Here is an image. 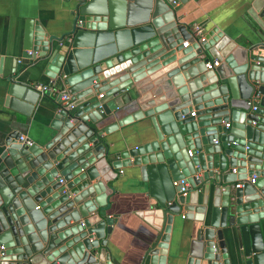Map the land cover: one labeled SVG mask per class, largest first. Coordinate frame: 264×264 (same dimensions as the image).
Instances as JSON below:
<instances>
[{
	"label": "water",
	"instance_id": "water-1",
	"mask_svg": "<svg viewBox=\"0 0 264 264\" xmlns=\"http://www.w3.org/2000/svg\"><path fill=\"white\" fill-rule=\"evenodd\" d=\"M72 1L71 29L55 38L27 22L16 59L14 73L43 65L44 74L67 87L68 98L58 93L47 106L50 132L41 144L27 145L18 131L5 139L0 264H116L106 248L115 218L102 208L108 182L126 167L150 181L154 200L138 212L158 231L140 264H231L228 245L237 264H258L264 35L226 48L219 65L207 69L205 56L216 41H198L178 13L190 0ZM252 7L264 23V0ZM8 81L6 100L23 105L25 115L48 96L16 77ZM109 118L114 122L101 127ZM145 119L150 126L137 143L126 139L113 151L103 138ZM237 179L240 187L233 185ZM181 213L193 221L191 238L186 255L170 263L161 250Z\"/></svg>",
	"mask_w": 264,
	"mask_h": 264
},
{
	"label": "crops",
	"instance_id": "crops-1",
	"mask_svg": "<svg viewBox=\"0 0 264 264\" xmlns=\"http://www.w3.org/2000/svg\"><path fill=\"white\" fill-rule=\"evenodd\" d=\"M72 0H0V152L10 132L18 131L24 139L41 144L43 137L50 132L48 126L51 114L47 106L56 97L49 93L40 101L31 105L28 115H25L23 105L6 100L9 78L27 84L52 83L56 88H67L59 79H52L44 74L43 65L31 64L16 70V59L20 60L24 52V36L27 22H37L48 36L60 37L72 27V19L68 7ZM253 0H193L188 1L178 11L182 19L201 29V35L210 36L216 44L208 50L205 57L208 61L218 58L228 47L247 45L258 42L259 34L264 35V23L252 7ZM196 36V34H195ZM235 42L232 43V42ZM187 46L189 45L188 41ZM228 52V51H227ZM220 69V68H219ZM222 69V68H221ZM101 96V95H99ZM21 104L27 106L23 101ZM256 104V103H255ZM105 109V107H103ZM114 122V119H104L101 127ZM150 126L149 120L133 122L119 126L109 134L103 133V138L113 151L121 150L124 140L129 145L139 142V133ZM242 184L236 180L233 185ZM107 205L102 208L103 214L114 216L115 221L111 232L106 237V248L111 259L116 264H140L142 258L156 241L158 231L142 216L139 211L145 210L149 202L150 181L142 179L137 167H126L119 171L115 180L108 182ZM240 187V186H239ZM193 214V212H192ZM191 219L183 218V214L175 215L171 222L167 247L161 250L167 257V262L173 263L186 255ZM256 244L262 247L258 264H264V223L255 238ZM231 264H237L236 253L232 245H228Z\"/></svg>",
	"mask_w": 264,
	"mask_h": 264
},
{
	"label": "built area",
	"instance_id": "built-area-1",
	"mask_svg": "<svg viewBox=\"0 0 264 264\" xmlns=\"http://www.w3.org/2000/svg\"><path fill=\"white\" fill-rule=\"evenodd\" d=\"M196 31V38L198 41H203L204 37L201 35V29L199 27L195 28ZM185 47L187 46V42H185L183 44ZM30 53V51H29ZM219 65V61L216 58H213L212 60L208 61L205 63V66L207 69H213L215 66ZM31 87H33L34 89H36L40 94H45V93H53L55 95H57L58 93H61V99L63 100H67L68 95H67V91L64 89H59L56 88L52 83H48V84H41V83H30L29 84ZM257 105L256 104H252V109H256ZM192 115L194 114V112L191 113ZM226 127L229 126L228 123L225 124ZM21 138H23L21 136ZM24 139V138H23ZM32 142L30 140L26 141L27 145H30ZM250 182H253L254 179L251 178L249 180ZM177 184L176 182H174V185ZM235 187H239L241 186V184H236L234 185ZM183 190V189H182Z\"/></svg>",
	"mask_w": 264,
	"mask_h": 264
}]
</instances>
